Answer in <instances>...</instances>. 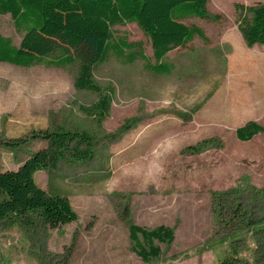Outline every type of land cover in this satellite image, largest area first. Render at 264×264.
Returning a JSON list of instances; mask_svg holds the SVG:
<instances>
[{"label": "rangeland", "instance_id": "rangeland-1", "mask_svg": "<svg viewBox=\"0 0 264 264\" xmlns=\"http://www.w3.org/2000/svg\"><path fill=\"white\" fill-rule=\"evenodd\" d=\"M259 4L264 0H209L207 11L218 21L184 20L207 41L195 37L170 51L169 75H155L142 59L129 63L110 54L93 72L94 82L113 93L102 123L80 109L98 95L74 88L76 65L0 63V172L16 170L47 146L32 137L40 131L63 128L96 139L91 161H62L34 175L46 193L68 198L77 221L57 228L38 222L32 229L0 223V264H145L132 250L130 223L174 231L169 248L155 242L162 254L148 264H219L234 252L238 264H264V230L231 232L213 212L215 194L264 190V133L246 142L235 133L249 121L264 127V45L248 48L238 31L248 17L239 8ZM113 33L140 43L154 63L150 40L136 24L117 25ZM22 35L9 15H0V36L18 46ZM17 139L21 145L7 146ZM209 139L212 147L188 151ZM251 210L264 228V200Z\"/></svg>", "mask_w": 264, "mask_h": 264}, {"label": "trees", "instance_id": "trees-1", "mask_svg": "<svg viewBox=\"0 0 264 264\" xmlns=\"http://www.w3.org/2000/svg\"><path fill=\"white\" fill-rule=\"evenodd\" d=\"M209 0H0V15H9L14 27L23 32L18 46L11 39L0 36V63L29 68L47 64L55 68L77 66L74 88L98 95L89 108L80 107L98 123L108 117L113 99L112 89L104 90L93 80L94 70L105 63L110 54L133 63L137 59L147 62L146 67L155 75H169L172 66L164 59L177 48H183L195 37L207 41L203 30L184 23L187 18L218 21L207 11ZM248 17L238 22V31L245 45L252 48L264 45V4L243 8ZM126 23L136 24L149 38L154 63L143 54L140 43L116 39L113 27ZM127 53V54H126ZM138 120L126 122L117 132L128 131ZM239 141H250L264 127L249 121L236 129ZM47 146L30 154L14 171L0 172V223L19 224L32 229L38 222L49 228H57L77 221V215L67 197L48 194L34 179L42 170H55L62 161L87 163L95 155V137L82 131L63 128L40 131L32 136ZM214 139L204 140L188 151L200 153L212 147ZM22 140L9 142L7 146L21 145ZM249 197L238 187L213 197V212L217 225L231 232L242 228H264L262 221L252 220L251 208L264 200V190H255ZM244 190V189H243ZM245 199V202H244ZM250 207V208H249ZM262 229V230H259ZM129 239L133 252L145 263L158 260L162 254L159 244L169 248L174 241V231L159 225L147 229L130 223ZM233 256L219 264H238Z\"/></svg>", "mask_w": 264, "mask_h": 264}, {"label": "crops", "instance_id": "crops-1", "mask_svg": "<svg viewBox=\"0 0 264 264\" xmlns=\"http://www.w3.org/2000/svg\"><path fill=\"white\" fill-rule=\"evenodd\" d=\"M18 168V167H17Z\"/></svg>", "mask_w": 264, "mask_h": 264}]
</instances>
